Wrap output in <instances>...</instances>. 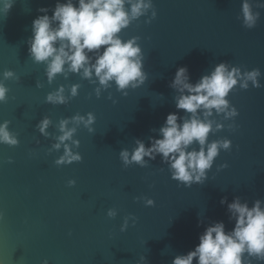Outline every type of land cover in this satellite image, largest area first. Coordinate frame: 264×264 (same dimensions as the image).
<instances>
[{
  "label": "water",
  "instance_id": "obj_1",
  "mask_svg": "<svg viewBox=\"0 0 264 264\" xmlns=\"http://www.w3.org/2000/svg\"><path fill=\"white\" fill-rule=\"evenodd\" d=\"M11 2L6 15L0 11V74L14 73L3 80L9 91L0 103V123L9 121L18 144L0 143V264H171L198 244L211 223L233 227L227 203L234 197L249 207L259 199L264 206V0H247L259 13L251 29L243 26L241 0H152L156 17L146 23L150 9L119 33L122 40L139 37L147 75L126 96L114 84L100 88L95 77L78 73L57 74L49 82L46 65L30 58L27 41L33 19L44 14L38 10L47 8L51 16L57 0ZM221 62L242 72L258 68L261 87L249 82L242 90L238 84L227 97L238 115L210 117L215 123L209 141L227 138L231 148L219 152L204 183L185 187L171 179L159 156L145 157V167L124 166L119 152H131L137 139L147 147L166 115L178 111V93L168 86L176 69L187 67L196 83ZM61 87L65 102H46ZM88 113L95 117L88 127L71 119H87ZM178 115L187 116L182 110ZM44 117L50 120L47 135L37 128ZM62 119L75 128L72 139L79 145L72 151L82 159L58 166L63 145L52 146ZM223 163L228 166L217 170ZM223 197L227 203L221 205ZM146 199L153 205L145 206ZM109 209L115 217L107 216Z\"/></svg>",
  "mask_w": 264,
  "mask_h": 264
},
{
  "label": "clouds",
  "instance_id": "obj_2",
  "mask_svg": "<svg viewBox=\"0 0 264 264\" xmlns=\"http://www.w3.org/2000/svg\"><path fill=\"white\" fill-rule=\"evenodd\" d=\"M5 15L12 7L11 0H0ZM151 19L156 17V10L152 0H64L57 2L51 9L49 16L47 8L38 11L44 13L32 21L31 37L27 41L28 54L36 62L46 65V76L51 82L57 74L66 72L78 73L82 78L91 80L95 77L100 88H108L114 84L116 90L122 95H127V89H135L144 84L147 75L143 70V53L137 43L139 37L122 40L119 33L127 28L132 21L145 16L149 10ZM241 16L243 26L251 29L256 25L259 13L253 14L247 0H241ZM66 66V67H65ZM0 80V103L6 102L9 89L3 83L14 77L11 70H5ZM261 72L258 68L241 71L237 67H229L221 62L215 65L211 72L202 75L196 83L189 80L187 67H178L169 87L178 95L174 97L177 112L166 115L163 125L159 128V137L149 138V145L137 139L135 147L129 152L122 149L119 159L124 166L137 164L145 167L147 161L154 160L156 156L162 163L168 165L171 179L183 184L185 187L192 184H203L207 179V172L212 168L214 159L221 150L231 148V141H209V134L213 131L215 123L210 117L215 114H224L225 118L235 117L238 111L230 107L227 99L230 92L239 84L242 90L249 87H261L258 78ZM39 87V84H37ZM78 85L71 87V95L77 94ZM100 88L96 95L99 96ZM63 88L46 96V102L53 104L64 103ZM111 99V96H109ZM115 103V101H113ZM182 110L186 117L179 116ZM85 127L94 123L92 113L87 114V119L82 116L71 118ZM48 117L38 122L37 128L43 135L49 125ZM68 119L59 123L57 137L58 143L52 147L60 149L63 145V154L55 160L56 165H67L81 161V155L73 152V147H78L79 141L73 140L75 128H68ZM9 121L0 123V143L9 146L18 144L14 133L8 129ZM222 124H216L220 130ZM89 132L93 131L88 128ZM65 141H71V146ZM195 145V147H194ZM226 163L217 166V170L226 168ZM74 180H69L68 185H74ZM145 206H152L153 200L146 199ZM227 203L223 197L220 204ZM229 219L234 221L230 230H225L223 221H216L206 226L198 236L196 244L186 254L173 257L171 264H264V206L257 199L248 203L241 202L239 197H234L227 203ZM113 209L107 211V216L115 217ZM129 217H125L121 231L125 230ZM134 220V218H133ZM141 261L144 257L140 258ZM42 264H48L47 260Z\"/></svg>",
  "mask_w": 264,
  "mask_h": 264
}]
</instances>
